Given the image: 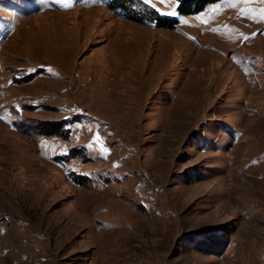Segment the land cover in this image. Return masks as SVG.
I'll return each instance as SVG.
<instances>
[{
    "label": "rangeland",
    "instance_id": "374dc122",
    "mask_svg": "<svg viewBox=\"0 0 264 264\" xmlns=\"http://www.w3.org/2000/svg\"><path fill=\"white\" fill-rule=\"evenodd\" d=\"M109 2L0 0V264H264V0Z\"/></svg>",
    "mask_w": 264,
    "mask_h": 264
},
{
    "label": "trees",
    "instance_id": "16d2710c",
    "mask_svg": "<svg viewBox=\"0 0 264 264\" xmlns=\"http://www.w3.org/2000/svg\"><path fill=\"white\" fill-rule=\"evenodd\" d=\"M135 0H110L109 5L112 8H125L126 10H132L133 11V3ZM139 1V0H138ZM178 3V11L183 15H190L194 13L200 12L204 7H206L209 4H213L219 0H175ZM147 10L148 13H151L153 15L152 19L159 18L157 12L153 10L151 7L144 5L142 6ZM159 18L156 22L157 25L159 23L165 24L163 21ZM169 25H173L170 23Z\"/></svg>",
    "mask_w": 264,
    "mask_h": 264
},
{
    "label": "snow or ice",
    "instance_id": "6c2138e0",
    "mask_svg": "<svg viewBox=\"0 0 264 264\" xmlns=\"http://www.w3.org/2000/svg\"><path fill=\"white\" fill-rule=\"evenodd\" d=\"M145 3H148V0H144ZM62 6L65 8L72 7L71 0H62Z\"/></svg>",
    "mask_w": 264,
    "mask_h": 264
}]
</instances>
